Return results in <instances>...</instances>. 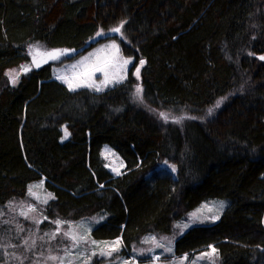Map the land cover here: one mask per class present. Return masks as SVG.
<instances>
[{
    "label": "trees",
    "instance_id": "obj_1",
    "mask_svg": "<svg viewBox=\"0 0 264 264\" xmlns=\"http://www.w3.org/2000/svg\"><path fill=\"white\" fill-rule=\"evenodd\" d=\"M31 44L65 55L22 72ZM261 57L264 0H0V204L44 178L50 217L101 214L92 238L130 249L224 198L173 253L264 264Z\"/></svg>",
    "mask_w": 264,
    "mask_h": 264
},
{
    "label": "rangeland",
    "instance_id": "obj_2",
    "mask_svg": "<svg viewBox=\"0 0 264 264\" xmlns=\"http://www.w3.org/2000/svg\"><path fill=\"white\" fill-rule=\"evenodd\" d=\"M29 47V64L34 59L35 61H55L65 55L63 49H45L39 44H31ZM48 53H57V58H51ZM25 63L22 67L27 66ZM18 69L19 67H14L7 71L9 77L15 78V81L18 79ZM81 72L83 70H75L71 73L57 72L55 77H74ZM134 74L138 78L136 71ZM138 86L141 88L136 83L132 94L133 100L137 103L141 101L142 93L137 95ZM161 113L163 112L158 111L157 113L161 120L173 117L167 113H163L162 117ZM174 119L179 118L174 117ZM104 159V165L110 168L112 166L110 157L106 155ZM41 181H43L42 186H40ZM30 187L31 193L29 192ZM52 199L53 194L44 186V178H41L28 184L24 196L0 204V264H62V262L63 264H217L218 262L217 253L211 259L204 256L205 253L211 251L210 247L189 254H174L173 239L190 226L214 222L216 219L213 220L211 217L219 216L228 203L227 199H205L197 207L175 220L169 234H145L130 249H125L121 242L118 251L112 252L111 256L100 255V252L102 249L109 251L110 248L106 246L111 245L113 241H121V239L99 240L92 238L90 234L92 227L103 220L101 214L85 216L78 220L50 217L47 208ZM220 202H223V208L218 206ZM204 205L208 207L203 208ZM209 208L212 210L209 211ZM24 212L27 213V218L21 214ZM192 213H198L199 220L196 222L190 220ZM57 220L61 221L59 232H57L58 226L55 223ZM185 224L190 226L183 228ZM65 232L72 233L78 240L81 237L83 239L78 245H74L73 240L64 235ZM53 233H56L54 239L52 238ZM91 241H96L97 244L93 245ZM157 244L160 246L157 247ZM168 248H171V251H167ZM49 257L57 259L53 260Z\"/></svg>",
    "mask_w": 264,
    "mask_h": 264
},
{
    "label": "snow or ice",
    "instance_id": "obj_3",
    "mask_svg": "<svg viewBox=\"0 0 264 264\" xmlns=\"http://www.w3.org/2000/svg\"><path fill=\"white\" fill-rule=\"evenodd\" d=\"M122 27H123V23H122L120 26L111 29V31H112V32L119 33V32L121 31V28H122ZM97 35H101V33H97ZM112 47H116V45H112ZM48 55H49L51 58L55 59V58H57V55H58V54H57V53H48ZM261 59H264V57H261ZM130 62H131L130 60H124V61H123V64H124V65H127V64H129ZM33 63H35V59L33 60ZM143 64H144V61L141 60V61H140V65L142 66ZM36 66L39 67V64H36ZM25 71H27V69H25ZM139 72H140V69L137 68V69H136V75H137V77H139ZM15 82H16V81H15V78H13V83H15ZM66 82H67V81H66ZM116 82H119V81H116ZM79 86H80L79 84L75 85V87H79ZM88 86H91V85H88ZM69 88L72 89V90H74V86H73L71 83H69ZM100 90H101V89L97 88V91H100ZM136 91H137V95H139V94L142 92V89L138 86ZM161 116L163 117L164 114L161 113ZM165 118H166V117H165ZM66 135H67V132H66ZM173 171H175V168H174V167H173ZM117 174H119V173H117ZM42 185H43V181H41V185H40V186H42ZM31 191H32V189H31V187H30V188H29V192L31 193ZM49 195H51V194H49ZM218 206H219L220 208H223V202H220ZM202 207H203V208H207L208 206H207V205H204V206H202ZM30 210H33V211H34V209H30ZM208 210L211 211L212 209L209 208ZM198 211H199V210H198ZM21 214L24 215V216L27 218V213H26V212L21 213ZM206 218H207V217H206ZM218 218H219V217H218V216H215V215L211 217V219H213V220L218 219ZM189 219L192 220L193 222H196L197 220H199V215H198V213H192V214H190ZM55 223H56L57 226H58V227H57V232H59V225L61 224V221L57 220V221H55ZM189 226H190V225L185 224V225H183V228H187V227H189ZM22 230H23V229H21V231H22ZM55 235H56V233H53V234H52V238H53V239L55 238ZM64 235H65L66 237L71 238V239L73 240V242H74V245H78L79 242H80V240L83 239V237H81L80 240H78L77 237H76L75 235H73L72 233H70V232H65ZM153 239H154V238H153ZM146 242H147V241H146ZM26 243H27V242H26ZM91 243H92L93 245H96V244H97L96 241H91ZM120 243H121L120 240L113 241L111 245L106 246V247L110 248V250H109V251H104V250L102 249L101 252H100V255L111 256V255H112V252H114V251H118V246H119ZM159 246H160V245L157 244V247H159ZM209 247H210L211 251L205 253L204 256H206L207 258L211 259V258L216 254V249H215L214 247H212V246H209ZM167 251H171V248H168ZM94 254H95V253H94ZM201 258H203V256H202ZM49 259H53V260H55V259H57V258H56V257H49ZM62 264H63V262H62Z\"/></svg>",
    "mask_w": 264,
    "mask_h": 264
},
{
    "label": "water",
    "instance_id": "obj_4",
    "mask_svg": "<svg viewBox=\"0 0 264 264\" xmlns=\"http://www.w3.org/2000/svg\"><path fill=\"white\" fill-rule=\"evenodd\" d=\"M93 40V39H92ZM91 40V41H92ZM46 61L45 60H39V61H35V63H31V65L27 64L26 67H21V70L22 72H26L25 69H27V71L30 69V68H37L36 64H39V66H41L42 64H44Z\"/></svg>",
    "mask_w": 264,
    "mask_h": 264
},
{
    "label": "bare ground",
    "instance_id": "obj_5",
    "mask_svg": "<svg viewBox=\"0 0 264 264\" xmlns=\"http://www.w3.org/2000/svg\"><path fill=\"white\" fill-rule=\"evenodd\" d=\"M157 121V120H156Z\"/></svg>",
    "mask_w": 264,
    "mask_h": 264
}]
</instances>
